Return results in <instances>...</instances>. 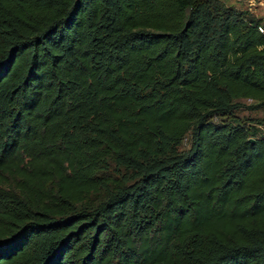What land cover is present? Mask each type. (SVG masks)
Listing matches in <instances>:
<instances>
[{
	"label": "trees",
	"instance_id": "1",
	"mask_svg": "<svg viewBox=\"0 0 264 264\" xmlns=\"http://www.w3.org/2000/svg\"><path fill=\"white\" fill-rule=\"evenodd\" d=\"M240 100L264 108L247 10L0 0V264H264Z\"/></svg>",
	"mask_w": 264,
	"mask_h": 264
},
{
	"label": "rangeland",
	"instance_id": "2",
	"mask_svg": "<svg viewBox=\"0 0 264 264\" xmlns=\"http://www.w3.org/2000/svg\"><path fill=\"white\" fill-rule=\"evenodd\" d=\"M226 5L238 7L247 10L256 18H261L264 21V0H222ZM242 103L239 110L235 113L234 117L241 121L251 119H259L264 122V108H253L254 103L250 100H240ZM264 129V125L260 126Z\"/></svg>",
	"mask_w": 264,
	"mask_h": 264
},
{
	"label": "built area",
	"instance_id": "3",
	"mask_svg": "<svg viewBox=\"0 0 264 264\" xmlns=\"http://www.w3.org/2000/svg\"><path fill=\"white\" fill-rule=\"evenodd\" d=\"M258 30L260 31V32H262V26H258Z\"/></svg>",
	"mask_w": 264,
	"mask_h": 264
},
{
	"label": "water",
	"instance_id": "4",
	"mask_svg": "<svg viewBox=\"0 0 264 264\" xmlns=\"http://www.w3.org/2000/svg\"><path fill=\"white\" fill-rule=\"evenodd\" d=\"M250 141L252 142L253 140H252V139H250Z\"/></svg>",
	"mask_w": 264,
	"mask_h": 264
}]
</instances>
